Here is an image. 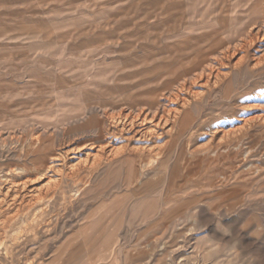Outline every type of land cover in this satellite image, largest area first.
<instances>
[{"label": "rangeland", "instance_id": "obj_1", "mask_svg": "<svg viewBox=\"0 0 264 264\" xmlns=\"http://www.w3.org/2000/svg\"><path fill=\"white\" fill-rule=\"evenodd\" d=\"M263 119L264 0H0V264H264Z\"/></svg>", "mask_w": 264, "mask_h": 264}, {"label": "bare ground", "instance_id": "obj_2", "mask_svg": "<svg viewBox=\"0 0 264 264\" xmlns=\"http://www.w3.org/2000/svg\"><path fill=\"white\" fill-rule=\"evenodd\" d=\"M222 72V71H221ZM229 76V75H228ZM224 80V79H223ZM179 107V106H178ZM263 118V117H262ZM127 120V119H126ZM264 120V119H263ZM167 121V120H166ZM245 121V120H244ZM251 122V121H250ZM262 123H264V122H262ZM251 124V123H250ZM249 123H246V122H244V124H242L241 125V127H237V128H234V127H232V126H230L229 127V125L226 127H223V126H221L220 128H219V130L217 131L216 130V132H212V133H225V132H241V131H245V130H247V128L249 127V125H250ZM253 124V123H252ZM137 126H133V124H132V126H128V125H125L124 126V128L123 129H120V128H117V126L114 128V130H113V136L114 135H116V134H118V135H120V136H122L123 137V139H124V136H127V135H125V133H127V134H131L130 135V137H128V138H126V139H128V140H130V138H145L146 136L144 135V132L142 133L138 128H136ZM158 127V126H157ZM161 127V126H160ZM154 131V130H153ZM215 131V130H214ZM155 132V131H154ZM156 134L153 136V137H159V136H161L162 134L161 133H157V132H155ZM233 134V133H232ZM119 136V137H120ZM233 136V135H232ZM116 137V136H115ZM225 137V136H224ZM235 137V136H234ZM117 138V137H116ZM238 138V137H237ZM113 143L115 142L114 140H111ZM111 142V143H112ZM112 143V144H113ZM109 145H102V146H99V149H98V154L99 155H95V157L96 156H99V157H115V156H117V155H119V154H121L122 152H124L125 150L124 149H121V150H111V149H109V147H108ZM113 147V146H112ZM93 155V154H92ZM91 155V156H92ZM58 158H62V156H61V154L59 155V157ZM97 158V157H96ZM109 159V158H108ZM61 162V161H60ZM93 164V163H92ZM74 166V165H73ZM54 169V168H53ZM8 181H7V179H5L4 180V182L3 183H0V211H2L3 210V205H4V203H6L7 202V200L9 199V198H13L12 200L14 201V200H16V202H20L21 201V205H22V202H23V200H24V198H25V195H24V192H25V190H26V188H28L29 187V183L27 184V183H25V184H23L20 188H18V187H16V186H12V187H8V183H7ZM28 190H30V188L29 189H27V191ZM32 196V195H31ZM34 196V195H33ZM26 200V199H25ZM10 203V202H9ZM12 204V203H11ZM17 206V205H16ZM14 215H15V213H14ZM24 215H26V214H24ZM23 217V216H22ZM21 217V218H22ZM27 217V216H26ZM14 218V217H13ZM9 219V218H8ZM20 219V218H19ZM12 220V219H11ZM26 220V219H25ZM3 221V220H2ZM18 223V222H17ZM15 224V223H14ZM27 226V225H26ZM10 227V226H9ZM13 227V226H12ZM7 231V230H6ZM19 238V237H18ZM17 240V239H16ZM18 241V240H17ZM6 255V254H5Z\"/></svg>", "mask_w": 264, "mask_h": 264}]
</instances>
